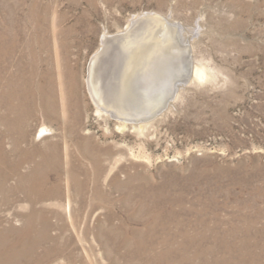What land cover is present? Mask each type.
<instances>
[{
    "label": "rangeland",
    "instance_id": "374dc122",
    "mask_svg": "<svg viewBox=\"0 0 264 264\" xmlns=\"http://www.w3.org/2000/svg\"><path fill=\"white\" fill-rule=\"evenodd\" d=\"M11 12L25 56L33 38L39 40L32 43L42 60L36 81L47 86L56 108L53 118L42 117L34 94L23 149L57 144L63 152L67 145L71 165L90 175L84 196L73 199L75 230L67 223L81 256L76 264H197L199 245L213 251L216 256L204 257L212 262L264 264V0H0V29ZM137 15L177 26L192 60L203 64L202 77L191 70L163 115L141 135L132 123L98 113L88 86L102 35H126ZM110 50L104 51V88L117 59ZM121 121L125 127L119 129ZM42 126L50 133L40 136ZM96 157L105 169L98 179L105 201L93 197ZM61 163L67 166L65 159ZM50 177L58 181L56 174ZM65 178L61 172L60 180ZM115 179L125 186L116 188ZM128 194L135 196L122 204ZM143 200L147 217L137 209ZM154 213L161 224L152 245L136 243L133 233L146 236L145 219ZM16 214L0 207V218L10 217L19 227ZM50 221L58 220L52 215ZM108 232L128 233L130 244L115 245ZM203 234L208 240L191 242L181 253L185 239ZM164 237L166 244L160 242Z\"/></svg>",
    "mask_w": 264,
    "mask_h": 264
},
{
    "label": "bare ground",
    "instance_id": "6f19581e",
    "mask_svg": "<svg viewBox=\"0 0 264 264\" xmlns=\"http://www.w3.org/2000/svg\"><path fill=\"white\" fill-rule=\"evenodd\" d=\"M132 18L125 30L126 35L118 34L115 37L102 35L101 46L90 65L88 86L98 105V113L103 111L108 116L125 123L126 121L132 123L131 128L136 129L141 135L149 131L157 118H160L169 107L167 103L171 97L175 96L180 79L186 77L191 70L195 77H202L203 64L201 61L192 60L186 45V37L174 24L151 15ZM20 40L21 34L11 12L8 21L0 29V126L2 128L0 131V207L13 211V214L18 213L16 215L20 217L21 224L15 227L10 217L6 220L0 218V264H76L79 263L81 256L72 247L67 223L69 222V228L72 227L74 231L76 224L72 216L75 210L73 199L84 196L88 189L90 175L84 168L85 178L80 179V173L84 170L82 166L71 165L72 160L67 152V145L63 148V152L57 144H49L40 149L38 147L30 150L23 149L24 145L28 144L27 121L35 114L34 94L38 96L40 102L38 110L42 117L53 118L56 115V108L52 97L47 92V86L36 81L39 63L42 61L32 44L37 39L34 37L32 43L28 44V56L19 50ZM106 48L113 49L117 59L111 80L108 79V86L104 88L103 74L107 66L105 56L107 53L104 52ZM27 57L28 60L25 61ZM26 69H29L28 72ZM28 99L31 106L28 105ZM78 117L76 116L77 120L80 118ZM125 123L119 124V129L125 127ZM140 123L142 126L139 127ZM68 130L71 133L74 132L72 126H69ZM50 131L46 126H42L39 135L43 136ZM6 143L8 147H5ZM81 149L82 154L87 152L84 146ZM97 157L91 163V178L96 180L93 197L105 201L108 195L103 194L98 185V179L105 169ZM63 159L67 166L61 163ZM61 172L66 175L65 181L60 180ZM51 174L57 175V182L51 180ZM114 186L122 189L125 184L115 179ZM133 196L135 195L125 196L122 204L130 202ZM13 207L17 209L14 210ZM137 209L143 213V216L150 213L144 200ZM61 213H65V216ZM52 215L58 220L57 224L51 223ZM159 221L158 214H155L151 220L145 219L148 229L146 236L134 232L136 243L144 246L150 243L152 245L156 231L155 225L161 224ZM52 231L57 234H52ZM107 235L108 241L115 245L130 244L128 233L108 232ZM205 240H208L205 234L192 240L187 238L182 245H179V249H182L181 253L184 254L189 243L201 244L200 241ZM160 242L168 243L165 237ZM196 244H194L195 248ZM247 248L244 246L243 249ZM196 249L198 250L194 253V257L198 260L197 264H224L216 260L212 262L204 259L208 255L216 256L213 251L205 249L204 246L199 245ZM241 253L243 252L239 251V254ZM166 254L162 253L159 256L167 258ZM186 262L179 261L180 264H186ZM245 263L249 264V262ZM245 263L243 260L238 262V264Z\"/></svg>",
    "mask_w": 264,
    "mask_h": 264
},
{
    "label": "water",
    "instance_id": "95a60500",
    "mask_svg": "<svg viewBox=\"0 0 264 264\" xmlns=\"http://www.w3.org/2000/svg\"><path fill=\"white\" fill-rule=\"evenodd\" d=\"M190 73H191V72H189L188 75H187L186 77H183L182 79H180V80L178 81V83H179V84H185V83L188 81L189 77H190ZM172 98H173V97H171L170 100H172ZM170 100L168 101V103L170 102ZM168 103H167V104H168Z\"/></svg>",
    "mask_w": 264,
    "mask_h": 264
}]
</instances>
